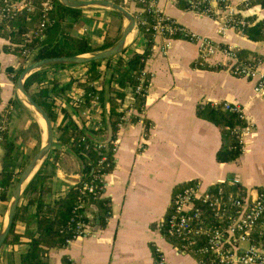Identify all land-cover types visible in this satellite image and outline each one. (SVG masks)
I'll return each instance as SVG.
<instances>
[{
	"label": "crops",
	"instance_id": "obj_1",
	"mask_svg": "<svg viewBox=\"0 0 264 264\" xmlns=\"http://www.w3.org/2000/svg\"><path fill=\"white\" fill-rule=\"evenodd\" d=\"M152 1L159 11L189 31L220 46L242 49L247 59L259 60L264 65V40L251 41L232 29L221 35L217 21L208 15L181 10L174 0ZM253 1L247 5V0H230V4L235 14L261 20L264 5L259 0ZM128 9L133 13L136 7L132 5ZM83 10V15L76 21L63 22L61 32L84 38L90 48H100L105 38L113 40L118 34L121 36L127 24L115 10ZM153 41L152 52L144 65L150 80L143 113L140 116L135 112L128 113L125 123L115 132V163L107 174L104 193L109 198L110 216L104 226L94 228L91 236L78 238L66 247L50 249L46 256L50 264H65L64 259L76 264H155V251L162 253L168 264H197L196 258L179 252L175 247L177 241L163 233L162 222L173 192L194 181L201 183L203 188L233 178H238L246 187L264 185V99L254 97V79L233 76L225 69L224 58L220 55L199 65L198 48L188 40H171L165 52L161 51L164 39L160 35L156 34ZM6 43L0 38V117L5 122L8 137L15 142L16 162L20 163L26 160L29 148L33 151L36 148L38 130L34 122L40 129L38 150L45 143L46 133L30 106L18 94L12 78L21 60L3 50ZM146 44V39L137 31H131L126 39V54L142 52ZM96 51L100 50L82 55L89 56ZM85 71L84 65L51 69L44 83L49 88L48 81L64 85L80 79ZM111 71L110 67L104 69V84ZM66 96L71 97L72 91L68 89L60 96L50 94L51 99H59L53 106L57 112L56 123L65 112L77 122L84 121L82 110H74ZM220 102L240 104L246 121L252 124L250 132L242 137L241 155L225 163L216 160V153L223 144L219 128L196 113L199 105ZM132 117L138 118L131 121ZM144 120H147L148 128ZM55 125L52 124L54 139ZM31 127L34 137L29 133L28 139L23 141V132L31 131ZM56 147L60 149L50 150L44 157L43 168L49 175L47 183L52 189V197L63 195L79 170L76 158L65 147ZM4 161V148L0 145V171ZM18 176L8 189L7 199L0 200V233L8 219ZM29 179L22 185L23 190ZM33 209L25 200H19L14 221V231L20 234L19 239L15 243H3L0 264L20 263L35 230Z\"/></svg>",
	"mask_w": 264,
	"mask_h": 264
},
{
	"label": "trees",
	"instance_id": "obj_2",
	"mask_svg": "<svg viewBox=\"0 0 264 264\" xmlns=\"http://www.w3.org/2000/svg\"><path fill=\"white\" fill-rule=\"evenodd\" d=\"M33 4L31 10H22L10 17H4L0 20V38H4L8 43L3 47L7 53L18 56L21 60L19 68L16 70L13 81H17L22 70L31 62L44 58H54L61 56H74L89 53L95 50H103L113 45L120 34L113 40L104 39L100 48H90L87 41L82 37L73 36L61 32L63 22H74L79 19L85 10L78 8H67L58 0H50L52 4L51 10L48 11L45 28L42 31V37H26L29 32L35 31L41 22L43 12L42 4L46 0H29ZM123 7L122 0H111ZM146 1V0H145ZM255 1L247 0L246 4L251 5ZM264 5V0H259ZM191 0H176V6L181 10L190 9ZM135 7L141 9L140 12L133 13L137 19V29L146 39L147 44L142 52H131L126 54V48L115 56L105 60L107 66L110 62L114 63L111 74L106 84L97 89L91 85V82L99 78L100 61H93L84 64L85 81L77 82V85L85 91L83 102L78 106H73L70 98L66 96V100L71 103L74 110L79 111L81 108H90L93 102H97L103 111V129L87 128L83 120L78 122L73 120L66 112L63 118L57 121V112L53 109L54 99L52 95H62L66 90L70 89L72 82L58 85L55 82H49L51 88L45 85L47 81V72L51 69H59L71 66L69 64H53L42 67L30 73L24 80V88L31 99L39 105L47 114L50 122L56 124L57 145L65 147L77 160L79 164L78 175L72 180V185L61 196L52 197V189L47 183L49 175L43 172L46 160L44 159L40 168L27 182L21 200H25L27 205L33 206V217L35 221V230L30 236L26 252L21 256L19 264H50L47 254L50 249L62 248L66 246V239L72 235L73 223H70L73 210L80 201H85L92 205L95 209L94 226L102 227L106 222V217L110 211L109 198L106 196L98 197L92 192L83 190L85 183L99 185L94 177L101 173H110L114 167L115 160L112 153L107 148L99 147L102 137L107 133V124H110L113 132L111 141L107 147L112 145L115 140V132L117 124L120 121L122 112L118 110L125 98L126 87L135 89L139 83L140 70L144 68L145 61L151 54L154 45V25L156 17L162 16L161 12L152 13L148 11L144 2H136ZM126 8H129L127 6ZM235 18L240 15L235 14ZM250 24L242 27V33L251 41L264 40V18L255 20L253 16L244 18ZM168 23V21H166ZM167 37L177 39L178 34L167 35ZM23 48L34 49L35 53L28 60L21 55ZM255 59H247L244 50L237 51L238 62H251ZM146 78H150L147 73ZM139 93L133 95V107L139 110L144 105L145 99ZM97 95V101L94 100ZM196 113L199 117L215 124L222 136L223 144L216 153V160L221 163L236 160L242 153V142L238 139L237 128L244 125V121L238 118L237 114L223 110L220 106H213L205 103L197 107ZM137 120L132 117L131 121ZM145 126L148 128L147 120H144ZM37 128V144L34 153L38 151L40 143V129L38 124L34 122ZM0 145L4 148V164L0 171V200L7 199V192L16 182V177L22 173L23 168L27 164V160L17 163V153H15V142L8 137L7 129L2 133ZM55 142L52 143L50 150L60 149L56 147ZM106 156L103 163H99L102 156ZM15 216L9 230V239L4 242L15 243L19 239L18 233L14 231ZM7 235V236H8ZM197 259L196 253L192 254ZM67 264L66 259L63 260Z\"/></svg>",
	"mask_w": 264,
	"mask_h": 264
},
{
	"label": "built area",
	"instance_id": "obj_3",
	"mask_svg": "<svg viewBox=\"0 0 264 264\" xmlns=\"http://www.w3.org/2000/svg\"><path fill=\"white\" fill-rule=\"evenodd\" d=\"M174 1L176 2V0ZM122 2L126 7L135 6L136 2H144L148 11L161 12L155 7L152 0H122ZM42 7L41 22L35 31L26 34L28 38H41L43 35L42 31L45 28L48 11L52 8L50 0H46ZM126 7L124 8L129 11ZM32 8L33 4L29 0H0V19ZM189 10L214 18L218 23V32L221 35H225L229 29L242 33V27L250 24L243 16L234 17L235 12L230 0H191ZM140 11L141 9L136 8L134 12ZM133 13H131L134 19L132 31H137L142 36L137 29L136 15ZM154 30L155 35H160L164 39V44L161 47L162 52H165L173 40L167 35L176 33L179 38L196 44L199 65L207 64L217 55L222 56L225 69L233 76L254 79L253 95L256 98L264 99V65L259 60L238 62V48L220 46L209 38L189 31L165 14L163 17H156ZM34 53V49L23 48L21 51V55L28 60ZM105 60H100V65L97 68L100 73L99 78L91 82L94 88L101 89L105 85L103 71L107 67L112 69L114 66L113 62L107 66ZM146 74L144 68L141 69L139 83L135 89L126 87L124 101L118 108L122 115L117 129L125 123L128 113L135 112L137 116L143 113L144 105H141L137 110L132 104L134 93L141 92L140 95L144 99L146 97L150 80V78H146ZM82 81H85V73L80 79L71 81L72 85L69 91H72V96L68 97L73 106H78L83 102L85 91L77 85V82ZM97 99L98 97L95 95L94 100L97 101ZM56 100L59 99L54 98V101ZM211 105L220 106L225 111L237 114L238 118L244 121V125L237 128L238 139L242 142V137L250 132L252 124L246 121L241 105L233 102H220ZM80 110H82L87 128L103 129L105 127L101 117L103 108L97 102H93L90 108L86 107ZM5 130V122L0 117V141ZM53 142L58 144L56 138H53ZM108 142L107 133H105L102 140L98 142L99 147L107 148L115 160L116 141H112L110 147H107ZM105 160L106 156L104 155L100 158L99 163H103ZM107 174L109 173L96 175L94 179L98 181L99 185H94L92 183L94 180H92L91 183L84 184L83 190L103 197ZM73 214L70 220V223H73L72 235L66 239V246L78 238H86L94 233L95 209L91 204L80 201L73 210ZM109 216L110 211L106 220ZM162 229L165 236L177 241L175 247L179 252L190 255L196 253L198 255L197 264H264V185L246 187L238 178L215 183L206 188H203L197 181L184 184L173 192L167 215L162 222ZM67 264L76 263L73 260H67ZM155 264H168V262L162 253L155 251Z\"/></svg>",
	"mask_w": 264,
	"mask_h": 264
},
{
	"label": "water",
	"instance_id": "obj_4",
	"mask_svg": "<svg viewBox=\"0 0 264 264\" xmlns=\"http://www.w3.org/2000/svg\"><path fill=\"white\" fill-rule=\"evenodd\" d=\"M63 6L67 8H78V9H85V8H108L111 10H115L119 12L127 21L125 28L120 36V38L110 47L96 51L91 53L89 56L84 55H74V56H61V57H54V58H44L38 61L31 62L28 64L20 73L17 81H16V88L18 94L22 98V100L32 108L36 114H38L41 119L43 120L45 127H46V139L45 143L39 148L36 154L31 158V160L27 163L24 170L22 171L16 186L12 193V199L9 207V214L7 222L0 233V247L3 245L9 230L12 225L13 218L15 216V211L19 200L21 199V194L23 192L22 185L24 184L25 180L34 170L36 171L43 161L46 154L50 151L53 143V127L52 124L45 113V111L37 105L31 97L28 95L24 88V80L28 74H30L33 70L40 69L45 66L53 65V64H69V65H82L93 61H100L112 56L117 55L118 53L122 52L126 47V39L128 34L133 30L134 27V19L132 14L125 9L123 6L112 2L111 0H58ZM107 108V106H106ZM112 128L110 124H107V141L112 139ZM34 173V172H33ZM33 175V174H32Z\"/></svg>",
	"mask_w": 264,
	"mask_h": 264
},
{
	"label": "rangeland",
	"instance_id": "obj_5",
	"mask_svg": "<svg viewBox=\"0 0 264 264\" xmlns=\"http://www.w3.org/2000/svg\"><path fill=\"white\" fill-rule=\"evenodd\" d=\"M14 84H16V81L14 82ZM31 110H32V114L35 116V118H37V120H38V122H39V124L43 127V130H44V132L46 133V127H45V124H44V122H43V120L41 119V117L38 115V114H36V112L31 108ZM29 133H31V136L32 137H34V133H33V127H31V131L30 130H27L26 132H23V141H25L26 139H28L27 138V135L29 134ZM36 154V152L34 153V151L32 150V149H30L29 148V150H28V153L26 154V160H27V163L31 160V158L34 156ZM26 166V165H25ZM25 168V167H24ZM24 168H23V170H24ZM22 170V171H23ZM20 176V175H19ZM18 176V177H19Z\"/></svg>",
	"mask_w": 264,
	"mask_h": 264
},
{
	"label": "bare ground",
	"instance_id": "obj_6",
	"mask_svg": "<svg viewBox=\"0 0 264 264\" xmlns=\"http://www.w3.org/2000/svg\"><path fill=\"white\" fill-rule=\"evenodd\" d=\"M34 171H35V170H34ZM34 171H33V172H34ZM33 172H32V173H33ZM32 173L29 174V176L27 177V179L25 180V182L30 178V176L32 175Z\"/></svg>",
	"mask_w": 264,
	"mask_h": 264
}]
</instances>
